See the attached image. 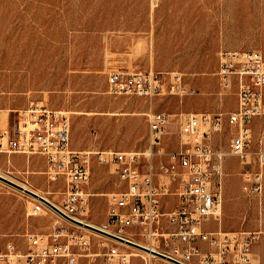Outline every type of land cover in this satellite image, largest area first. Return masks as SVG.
<instances>
[{"label":"rangeland","instance_id":"rangeland-1","mask_svg":"<svg viewBox=\"0 0 264 264\" xmlns=\"http://www.w3.org/2000/svg\"><path fill=\"white\" fill-rule=\"evenodd\" d=\"M254 50L264 56V0H0V102L30 101L20 111L8 107L10 119L1 130L14 126L19 113L31 105H46L69 118L73 149L143 153L144 169L152 162L160 172L181 146L185 117L201 114L196 112L201 104L197 97L210 94L221 103L236 96L234 87L226 90L218 75L222 52ZM138 71L179 74L183 88L151 98L110 93L111 73ZM183 90L188 93L180 96ZM153 113L171 119L167 135L154 147L149 123ZM235 133L224 126L212 137L213 146L226 152ZM259 147L264 149V127L258 137L253 135L252 150ZM152 152L149 164L146 158ZM253 162L245 167L237 158L224 159L222 216L229 176H236L238 191L252 200L256 220L262 222L264 166ZM115 168L94 160L87 187L90 213L83 219L113 232L106 227L108 204L122 189ZM247 169L261 170V190H244ZM46 170L40 155L0 153L2 176L62 205L65 186L50 184ZM35 203L33 196L0 180V249L13 242L24 254L28 235L50 233L55 215L45 210L29 217ZM81 231L91 239L93 257L81 258L79 264H103L101 242L113 243L95 230ZM130 251L142 256L134 264H172Z\"/></svg>","mask_w":264,"mask_h":264},{"label":"built area","instance_id":"built-area-1","mask_svg":"<svg viewBox=\"0 0 264 264\" xmlns=\"http://www.w3.org/2000/svg\"><path fill=\"white\" fill-rule=\"evenodd\" d=\"M218 75L226 90L233 89L234 80L238 86V109L228 115L236 133L227 151L217 150L212 144V137L223 131L222 116L187 115L181 146L169 155V163L162 165L160 172L152 162L144 169L147 160L143 161V153L92 154L73 149L71 123L63 112L39 104L20 112L14 126L0 134V153L42 156L47 162L49 183L63 182L65 186L64 200L59 208L35 199L28 215L38 217L47 206L56 218L50 233L28 235V251L24 254L8 242L5 249H0V264H79L81 258L93 257L89 254L91 239L81 230L91 229L83 219L90 213L92 195L87 187L94 160L100 165H114L122 186L109 201L106 225L118 234L103 230L122 240L100 232L113 243L101 242L105 249L103 264H134L130 247L138 243L119 235L128 231L141 235L156 250L139 246L164 255L157 256L173 264H259L253 246L260 233L212 231L207 224L212 219L219 222L221 217L224 159L237 158L245 167L252 166L253 160L260 168L264 166V149L252 150V121L264 116V56L256 50L222 52ZM181 82L179 74L156 71L113 72L108 77L110 93L149 98L165 91L176 93L183 88ZM149 123L152 147L158 146L169 131L171 119L165 113H153ZM147 157L150 164L154 153ZM243 175L245 191L253 186L255 191L261 190L260 169H247Z\"/></svg>","mask_w":264,"mask_h":264},{"label":"crops","instance_id":"crops-1","mask_svg":"<svg viewBox=\"0 0 264 264\" xmlns=\"http://www.w3.org/2000/svg\"><path fill=\"white\" fill-rule=\"evenodd\" d=\"M13 65V63H11ZM14 66V65H13ZM64 65H61V67ZM204 84V83H203ZM234 89L236 91V96L226 97L221 103H219L216 98L208 94L205 96H199L197 99L201 102L199 107L196 109V112L201 114L212 112L216 116H223L228 113L234 112L238 109L239 98H238V86L237 80H234ZM264 91V90H263ZM30 105V101H20V102H9L1 101L0 102V134L2 132L1 128L4 123H8L10 119L8 107H11V110H21L26 109ZM46 106V105H45ZM48 107V106H47ZM19 110V111H20ZM2 112H4L2 114ZM225 117V116H224ZM181 118V116H180ZM224 126L227 129H230L231 132L236 130V127L228 123V117L224 118ZM264 127V119L256 118L252 122V130L254 138L258 137ZM11 162V160H10ZM233 163V161H229ZM236 176H229L228 186L225 190V203H224V212L223 216L219 222L212 219L208 224H212V228H207L212 231L221 230L227 233L235 232H258L260 233L258 242L253 246V255L257 263L264 264V212L262 215V222L259 223L257 219V213L252 207V200L243 196L237 188V179ZM262 229V230H258Z\"/></svg>","mask_w":264,"mask_h":264},{"label":"bare ground","instance_id":"bare-ground-1","mask_svg":"<svg viewBox=\"0 0 264 264\" xmlns=\"http://www.w3.org/2000/svg\"><path fill=\"white\" fill-rule=\"evenodd\" d=\"M156 3V2H155ZM186 93H188V91L187 90H183V92L181 91L180 92V96H184ZM1 176H2V174H0ZM4 177V176H3ZM6 178V177H5ZM8 179V178H7ZM12 181V180H11ZM14 182V181H13ZM21 186H23L25 189H28V190H30V191H32L33 193H35L38 197H35V196H33V195H31V194H29V193H27L28 195H30V196H33L34 197V199H36V200H42V198L43 197H41V196H39L38 195V193L37 192H35V191H33V190H31L28 186H26V185H21ZM15 188V187H14ZM19 190V189H18ZM21 191V190H20ZM23 192H25V191H23ZM26 193V192H25ZM43 199H45V198H43ZM45 200H47V201H49L50 203H52L53 205H55V206H57V207H59V208H61V205L60 204H57V203H55V202H53V201H51V200H49L48 198H46ZM46 210H49L50 212H52L47 206H46ZM52 213H54V212H52ZM221 215H222V213H221ZM221 218V217H220ZM220 220V219H219ZM83 222H85L86 224H88V225H90V226H92V227H95V228H98V229H100V230H104V231H107V232H111V233H116L115 231L113 232V231H111V230H108V229H105V228H103V227H99V226H97V225H95V224H93V223H91V222H88V221H86V220H83ZM93 230V229H92ZM91 229H87V231H89V232H93ZM98 232V231H97ZM96 232V233H97ZM98 234V233H97ZM116 234H118V233H116ZM119 235H121V236H124L125 238H129V239H131V240H133V241H135L136 243H138L139 245H142V246H145V247H147V248H149L150 250H156V248L153 246V245H148L147 243H145L143 240V237L141 236V235H136L135 233H132V232H130V231H128V232H126V233H121V234H119ZM103 237H105L104 235H103ZM106 238V237H105ZM106 239H108V238H106ZM136 239H138V241L136 240ZM133 251L135 250V251H137V252H140V253H143V254H145V255H147V256H149V257H154V258H158V259H160V260H163V259H161V257H159V256H157L156 254H154L153 253V251H147V250H145V249H142V248H139V247H136V246H134V247H130ZM133 255H134V257L135 258H138V257H142L140 254H137V253H134L133 252ZM164 261H167V260H164ZM167 262H169V261H167ZM171 263V262H170ZM173 264V263H172Z\"/></svg>","mask_w":264,"mask_h":264},{"label":"water","instance_id":"water-1","mask_svg":"<svg viewBox=\"0 0 264 264\" xmlns=\"http://www.w3.org/2000/svg\"><path fill=\"white\" fill-rule=\"evenodd\" d=\"M0 180H2L3 182H5V183H7V184H9V185H11V186H13V187H15V188L21 190V191H25L26 193H29V194H31V195H33V196H35V197H38V196H37L35 193H33L32 191H30V190H28V189H25L23 186H21V185L15 183V182H13V181H11V180H9V179L3 177V176H1V175H0ZM42 200L45 201V202H47V201H46L45 199H43V198H42ZM87 227H89V228H91V229H93V230H95V231H98V232L104 233V234H106V235H109V236H111V237H113V238H116V239L122 240L121 238H118V237H116V236H114V235L108 234V233L104 232L103 230H100V229H98V228L92 227V226H90V225H87ZM131 244L134 245V246H136V247H140V248L145 249V250L148 251V249H146V248H144V247H142V246H139L138 244H134V243H131ZM157 255H160V256H162V257H165L164 255L159 254V253H157ZM177 263H178V262H177ZM178 264H180V263H178Z\"/></svg>","mask_w":264,"mask_h":264}]
</instances>
